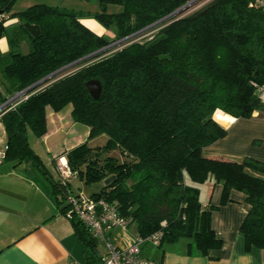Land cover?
I'll use <instances>...</instances> for the list:
<instances>
[{
	"label": "trees",
	"instance_id": "16d2710c",
	"mask_svg": "<svg viewBox=\"0 0 264 264\" xmlns=\"http://www.w3.org/2000/svg\"><path fill=\"white\" fill-rule=\"evenodd\" d=\"M15 0H0V38L6 21L16 19L15 35L0 70V106L50 74L114 42L129 38L162 20L191 0H84L96 5L92 14L36 4L11 13ZM120 10L107 13V6ZM252 5V6H250ZM91 18L113 39L98 36L81 20ZM150 41L123 44L98 55L61 77L25 94L0 110L5 134L3 163L35 176L60 208L67 186H61L28 141L46 132V110L70 106L73 123L89 129L88 140L107 137L103 147L87 142L65 154L70 170L92 186L113 180L90 197L115 204L118 213L142 239L161 231L157 246L184 241L187 255L207 256L222 243L210 227L214 207H201L198 185L210 180L222 186L220 205L231 190L249 206L239 233L245 250L264 248V163L245 158L234 162L212 158L204 149L223 139L226 130L212 116L249 118L264 111V7L254 0H212L186 17L160 24ZM26 42L27 56L20 53ZM101 85L98 100L85 83ZM220 111V112H219ZM214 114V115H213ZM230 118V119H231ZM116 149L119 162L100 155ZM26 167H29L27 169ZM64 214V210H60ZM164 222V226L160 224ZM84 246V264H101L98 242L71 221ZM129 225V226H130Z\"/></svg>",
	"mask_w": 264,
	"mask_h": 264
},
{
	"label": "crops",
	"instance_id": "0c3cea01",
	"mask_svg": "<svg viewBox=\"0 0 264 264\" xmlns=\"http://www.w3.org/2000/svg\"><path fill=\"white\" fill-rule=\"evenodd\" d=\"M81 22L83 24V20ZM8 23L14 29L8 33L9 27L6 28V34L0 38L1 57L7 55L8 39L15 35L17 29L16 19ZM230 118L220 116L215 120L226 130V135L204 149L203 154L234 162L249 158L264 163V111L253 112L249 118ZM76 126L71 121L69 108L58 113L46 110L47 132L39 140L43 141L45 153L52 165L57 164L58 158L66 160L65 154L79 144L87 142L89 145V129L82 125L79 135L73 131ZM68 131L70 139L62 144V154L56 158L57 150L52 153L54 146L50 140L56 134L63 132L66 135ZM29 144L35 151L34 146ZM4 145L5 134L0 124V147ZM56 174L52 173L55 179ZM26 175V171L13 169L9 164L2 162L0 165V264H68L71 261L84 264V246L75 235L71 221L60 212L65 201L58 208L43 181ZM72 180L67 185L69 193H73L70 190ZM197 187L201 207H214L210 213V227L221 241V248L209 250L207 256L200 257L196 254L187 255L184 241L161 248L144 244L140 247V256L161 264H264V248L251 247L245 250L244 239L239 233V227L249 211L244 194L231 190L226 204L220 205V184L208 180ZM116 231L109 233L114 246L125 249L133 243L134 226L121 235H117ZM98 244L100 257L103 253Z\"/></svg>",
	"mask_w": 264,
	"mask_h": 264
},
{
	"label": "built area",
	"instance_id": "2783aa9c",
	"mask_svg": "<svg viewBox=\"0 0 264 264\" xmlns=\"http://www.w3.org/2000/svg\"><path fill=\"white\" fill-rule=\"evenodd\" d=\"M254 4L264 7V0H254ZM5 19L6 17L0 14V24ZM24 99L25 95L11 98L0 106V110L6 105L13 104L14 102L17 104ZM4 148V146L0 147V165L4 159ZM55 170L60 185L64 187L76 176V173L70 170L66 160L62 157L58 158ZM65 205L64 217L69 221L80 223L92 238L98 243H103L105 252L100 256L101 264H161L140 256V247L142 245L148 244L152 247L159 245L162 236L161 231H157L144 239L135 237L129 247L120 249L110 241L109 233L114 230H126L130 222L129 219L118 213L115 204L102 198L86 197L81 192L77 194L67 192ZM160 225L164 226V222ZM262 238H264V232H262ZM68 264L82 263L71 261Z\"/></svg>",
	"mask_w": 264,
	"mask_h": 264
},
{
	"label": "rangeland",
	"instance_id": "374dc122",
	"mask_svg": "<svg viewBox=\"0 0 264 264\" xmlns=\"http://www.w3.org/2000/svg\"><path fill=\"white\" fill-rule=\"evenodd\" d=\"M212 0H191L188 3V6L182 10L181 12H179L178 14L175 15V17L181 18V17H186L188 15H191L195 12H197L198 10L202 9L205 5H207L208 3H210ZM36 4H43V5H48V6H57V7H61V8H66V9H72L75 11H81L83 13H89L92 14L96 11V5H94L93 3H87L84 0H15L12 8H11V13H18L21 12L25 9H27L30 6L36 5ZM120 10L119 7L117 6H107L106 12L107 13H111V12H115ZM83 20V24L85 26H87L90 30H92L94 33L99 34L98 36H104L107 37L108 39H113V34H111V32L109 31H105L96 21H94L91 18H85L82 19ZM164 23V22H163ZM160 24H156L152 27L149 26V28L147 29H143L142 31L138 32L137 34L131 36L130 38L121 41V42H114L111 45V47H109L108 49L104 50L103 52L90 57L80 63H77L65 70H63L62 72L58 73L57 75H55L52 78H57V77H61L63 75H66L72 71L75 70V67L87 60H91L93 58H95L96 56L98 57V55H103L105 53L110 54L116 50H119L120 48H122L123 44L131 43V42H144V41H150L156 34L157 30L159 28H157ZM10 25L8 23V21H6L3 24V28L6 29L8 28ZM13 28L7 29L8 33H12L13 32ZM26 43V42H25ZM5 61H2L0 63V70L1 68L4 66ZM52 78H50L49 80H51ZM42 85V84H41ZM12 97H10L9 99H11ZM19 98V97H18ZM261 101L264 102V94L260 95ZM8 99V100H9ZM3 105V104H2ZM68 108L70 109V106H68ZM68 108H65V111H67ZM220 112V111H219ZM222 113V112H221ZM221 113H216L214 116H212L214 118V120H218V118L220 116H226V114L224 115ZM228 117V116H227ZM82 125L81 124H77V126L73 129L74 133H78L80 135L81 133V129H82ZM70 131V130H69ZM69 131L67 132V134L65 135L63 132H60L58 134H56L55 136H53L51 138L50 141H52V144L54 146L53 152L55 153L56 158L62 154L61 150H63V145L64 143H66V140L70 139V134ZM40 138H36L35 136H33L30 132L28 133V141L34 146L35 152L36 154L39 155V157L41 158L42 162L44 165H47V167H49V169L52 171L53 175L56 174L55 170L53 169V166H55L56 169V165L57 164H53L51 163L50 160H48V155L47 153H45V146L43 144V141L39 140ZM107 141V137L105 135H101L98 136L94 139H91L89 141V146L91 148H95V147H103L106 144ZM100 157L102 159H104L105 157H113L115 158L117 161L122 162L125 161L126 159L124 158V156L122 154L119 153L118 150L113 149V150H108L107 152H103ZM57 176V174H56ZM77 177V176H76ZM70 190L74 193L77 194L78 192H81L83 195H85L86 197H90L92 195L93 189L92 186H89L87 184H85L83 181L79 180L78 178H75L74 180H72L71 182V186H70ZM133 229V226H129L126 231L125 230H117L115 233H117V235H121L123 233H126L127 231H130ZM98 247L101 251V253L105 252V247L103 245V243L99 242Z\"/></svg>",
	"mask_w": 264,
	"mask_h": 264
},
{
	"label": "water",
	"instance_id": "95a60500",
	"mask_svg": "<svg viewBox=\"0 0 264 264\" xmlns=\"http://www.w3.org/2000/svg\"><path fill=\"white\" fill-rule=\"evenodd\" d=\"M187 6H188V4L184 5L183 7L179 8L178 10H176V11L173 12V13H171V14L168 15L167 17H165V18H163L162 20H160V21L154 23V24L151 25L150 27H152V26H154V25H156V24L162 23V22L166 21L167 19H169V18L172 17V16H175L176 14H178L179 12H181L182 10H184ZM147 28H149V27H147ZM147 28H145V29H147ZM129 38H130V37H129ZM126 39H128V38H126ZM126 39H124V40H126ZM124 40H121V41H124ZM121 41H118V42H121ZM118 42H116V43H118ZM19 47H20V53H21V55H23V56H27L28 53H29L28 45H27L25 42H21ZM109 47H111V45H108V46H106V47H104V48H102V49H100V50H98V51H96V52H94V53H91V54H89V55H87V56H85V57H83V58L77 60L76 62H74V63H72V64H70V65H68V66H66V67H64V68H62V69H60V70H58V71L52 73V74H50L49 76L43 78L42 80L38 81L37 83L31 85L30 87H28V88L25 89L24 91L18 93V94L15 95L13 98H15L16 96H19V95H25V94L29 93L30 91L34 90V89L37 88L39 85L44 84V83L47 82L50 78L54 77L55 75H57L58 73L62 72L63 70H65V69H67V68H69V67H71V66H73V65H75V64H77V63H80V62H82V61H84V60H86V59H88V58H90V57H93V56H95V55H97V54L103 52L104 50L108 49ZM85 88H86L88 94H89L94 100H98V99H99V96H100V93H101V85H100V83H99L96 79H92V80L86 82V83H85ZM112 180H113V177L111 176V177L107 178L106 180H104L102 184H94V185H92V189H93V190H96V191L99 193L100 190H101V188H102L103 186L108 185ZM65 208H66V205L64 204V205L61 207V210H62V209L64 210Z\"/></svg>",
	"mask_w": 264,
	"mask_h": 264
}]
</instances>
